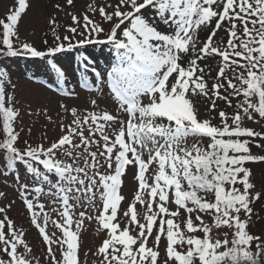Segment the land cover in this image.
<instances>
[{
    "label": "snow or ice",
    "instance_id": "1",
    "mask_svg": "<svg viewBox=\"0 0 264 264\" xmlns=\"http://www.w3.org/2000/svg\"><path fill=\"white\" fill-rule=\"evenodd\" d=\"M15 5L0 18V178L16 186L44 253L10 217L11 200L0 206V264H264V227L254 230L264 223L254 171L264 167V0H89L81 13L57 0L70 22L49 14L43 48L20 37L31 0ZM97 46L114 53L108 70L88 53ZM20 57L43 61L63 98L91 97L83 109L61 102L55 120L37 113L59 128L54 139L21 141L8 67ZM89 228L99 243L84 250Z\"/></svg>",
    "mask_w": 264,
    "mask_h": 264
},
{
    "label": "rangeland",
    "instance_id": "2",
    "mask_svg": "<svg viewBox=\"0 0 264 264\" xmlns=\"http://www.w3.org/2000/svg\"><path fill=\"white\" fill-rule=\"evenodd\" d=\"M56 2L57 0H51V2H49V0H31L32 8L19 24L20 37L22 39L34 44L37 48L45 47L42 44L43 39L47 38L49 43H51V33L49 32L48 35L45 36L48 15H56L61 23L66 24L70 22L63 13L56 11L52 7V4ZM88 2L89 0H75V9L73 10L77 13L83 12ZM59 3L63 5L64 0H59ZM15 6V0H0V18L5 17L9 9ZM62 31L63 29H61V32ZM88 53H91V55L95 57V64L98 66L99 70H108L111 63L114 61V53H111L107 46L103 48V51H101L98 46L90 47ZM61 60L67 64L65 57H61ZM105 62L107 65H105ZM78 63L76 53H73L71 70L76 72V77L73 78L69 85L70 87H76V79L79 78ZM8 67L10 68L13 82L17 85L15 92L17 100L20 102L17 106L22 109L20 123L17 125L18 129L23 128V132H21V141L27 139L31 143H39L45 131H47L50 140L54 139L59 135V128L55 124L49 123L45 115L37 113L46 110L47 115L52 116L55 120L57 119V112L60 111L59 104L61 102L77 105L83 109L87 101L91 98L87 95L86 90H80L81 95L79 99L63 98L60 94L59 85L55 81L54 74L50 72L43 61L23 57L10 58L8 60ZM107 106L109 108L113 107L112 104H108ZM220 106L222 108L224 107L222 102ZM201 111L203 115V105H201ZM228 111L231 110L228 109ZM29 112H32V115H29ZM59 118H64L62 112ZM215 122L216 121H214V123ZM248 126L256 127L251 122L248 123ZM29 128L32 129L31 134L28 132ZM20 146L23 147V144L21 143ZM253 151L257 150L254 148ZM254 171L256 173L257 182L264 181V167H254ZM134 188L135 181L132 178L131 172H129L125 177V184L123 187V194L129 200L132 197ZM0 191L7 193V200H0V206L7 204L11 200H16L9 215L17 225L23 226L26 232V240L31 244L34 252L38 256H41L44 253V248L41 245V238L38 232L30 226L28 214L22 202L17 198L18 193L12 180L0 178ZM257 211H260L259 205L257 206ZM262 227H264V223H258L254 230H259ZM98 243L99 238L94 228H89L83 234L84 250L88 248L94 249ZM161 247L163 248V245ZM93 259L94 258L89 260V264H92Z\"/></svg>",
    "mask_w": 264,
    "mask_h": 264
},
{
    "label": "bare ground",
    "instance_id": "3",
    "mask_svg": "<svg viewBox=\"0 0 264 264\" xmlns=\"http://www.w3.org/2000/svg\"><path fill=\"white\" fill-rule=\"evenodd\" d=\"M105 65H107V63L105 62Z\"/></svg>",
    "mask_w": 264,
    "mask_h": 264
}]
</instances>
